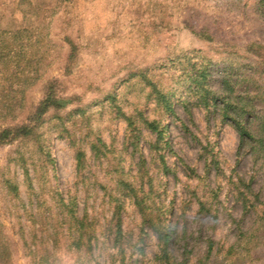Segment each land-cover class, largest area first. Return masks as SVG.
Here are the masks:
<instances>
[{
    "label": "rangeland",
    "instance_id": "rangeland-1",
    "mask_svg": "<svg viewBox=\"0 0 264 264\" xmlns=\"http://www.w3.org/2000/svg\"><path fill=\"white\" fill-rule=\"evenodd\" d=\"M0 47L8 50L0 79L14 72V82L23 79L20 118L49 81L69 100L45 114L39 144L0 146V175L19 193L13 198L0 187L11 264H120L121 255L123 264H156V237L134 199L141 189H149L145 220L159 217L167 226L178 264H264V231L254 215L241 217L231 185L250 179L264 200V150L255 142L264 144V3L0 0ZM194 63L207 70L208 107L188 88ZM147 80L171 94V113L155 108ZM226 95L248 112L240 120L252 140L242 142L228 119L237 113L224 112ZM139 112L165 126L163 141L138 121ZM77 150L86 158L79 171ZM60 198L75 199L74 214L86 216V242L75 243ZM197 200L216 209L215 222L195 216ZM235 219L251 237L226 256ZM209 240L212 255L204 258Z\"/></svg>",
    "mask_w": 264,
    "mask_h": 264
},
{
    "label": "trees",
    "instance_id": "trees-1",
    "mask_svg": "<svg viewBox=\"0 0 264 264\" xmlns=\"http://www.w3.org/2000/svg\"><path fill=\"white\" fill-rule=\"evenodd\" d=\"M263 3L264 0H259V5H263ZM6 47L7 46H5V48ZM5 48L0 47V65H3L5 63V60L8 56V50H6ZM16 75L17 74L14 72V74H10V76L4 77V80L0 79L2 81L0 82V124L3 125L0 126V146L10 144L15 141L20 142L23 140L31 141L34 144H39L40 134L38 133V129L44 122L45 114H47L51 109L55 112L64 110L67 107V103L69 102L68 99H65L59 94L55 82L49 81L45 86L43 97L37 102L35 106H33L30 111L27 112V114H25V116H23V118H20V115L23 114L19 102V97L23 90V79L21 80L18 78V80L14 82V79H16ZM207 75L208 74L206 68H201L199 66V68L196 69V64H192L191 75L189 76L190 84L188 86V88H193L194 91H200L201 94H203L202 101L206 107L210 105L207 96L213 93L206 86ZM147 83L150 88V93L153 94L155 99V108L160 109L164 113H171V94L158 89L156 83L152 82L151 80H147ZM223 84L228 85L226 80H223ZM211 99L213 101L214 98L212 97ZM232 100L233 98L230 96H223L224 112H226L227 114L236 112V116H230L228 119H230L233 125L236 127L242 142L246 139L252 140V133L240 120L246 110L244 109V106H241V104L237 105L236 103L231 102ZM78 110L79 109L73 108L66 114H73ZM136 116L138 117V121L142 125H144L147 130L155 133L156 141H163L165 126L161 124L160 121H157L155 119H148V117L142 116L140 112L137 113ZM122 117L125 121H127L128 127H134V129L137 130L135 124H133L134 122L132 116H126L122 114ZM255 142L257 148L263 151V142L260 139L255 140ZM154 145H156V147L158 146L157 151L161 149V146L159 144ZM38 147L40 148V146ZM133 147L136 148L137 144H133ZM158 158L160 163H162L163 155L161 153H158ZM75 159L76 170L79 171L84 166V160L86 162L84 152H82V150H77ZM162 165L164 166V162L162 163ZM0 178V187L5 191L6 195H11L13 198H17L19 196V193L16 183L10 178H3L2 175H0ZM140 178H142V176ZM231 185L233 186L232 197L234 201L242 207L243 210L241 217L243 218L248 215H254L256 220L258 221V227L262 228V230L264 231V200L261 198L260 193L252 187L251 180L249 179L247 182H245L244 179L237 178L236 182L231 183ZM130 187V183L126 184L127 191L126 193H124L125 195H130ZM140 193V199L136 195H134V199L136 201V205H138L139 207L138 211L142 215V224L148 225L152 229L156 237L158 248L157 254L154 257L156 264H178L174 261L169 251V232L167 230V226L164 223H161L159 217H155L154 219L147 218V220H145V216L143 215L144 208L142 206V203H144V199H147L149 195V189L146 192L141 189ZM74 200L75 199L73 198H68L66 200L60 198L62 207L65 208L66 214L70 216L67 224V229L69 231H72L76 235L77 239L75 243L83 241L86 242V236L90 233V230L85 222L86 216L79 217L74 214ZM209 204L197 200L198 208L195 212V216L198 217L200 215L215 222L217 219V211L216 209L211 208ZM181 217L184 219V211L181 212ZM242 221L243 219L234 220L237 236H235L233 243H231L227 247L225 252L226 256L231 254L234 251V248L240 245L239 242L242 241V237L246 242L251 237L247 235V231H242ZM114 233V243L115 246H118L120 239L123 237L118 216L116 217V223L114 225ZM87 240L89 243V239ZM213 245L214 242L210 240L207 242V250L204 258H209L210 255H212L211 250ZM10 252L11 243L9 242L8 236H6V234L4 233L3 225L0 221V264H11ZM234 254L235 253H232V255ZM123 262L124 256L121 255L120 264H123ZM32 264L36 263L34 262Z\"/></svg>",
    "mask_w": 264,
    "mask_h": 264
}]
</instances>
